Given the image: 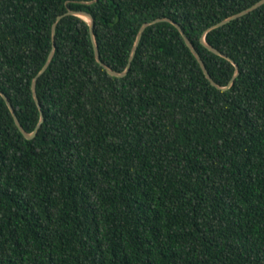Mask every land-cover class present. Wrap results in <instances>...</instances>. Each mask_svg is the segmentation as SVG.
<instances>
[{
    "label": "trees",
    "instance_id": "trees-1",
    "mask_svg": "<svg viewBox=\"0 0 264 264\" xmlns=\"http://www.w3.org/2000/svg\"><path fill=\"white\" fill-rule=\"evenodd\" d=\"M0 0V264H264V4Z\"/></svg>",
    "mask_w": 264,
    "mask_h": 264
},
{
    "label": "water",
    "instance_id": "water-1",
    "mask_svg": "<svg viewBox=\"0 0 264 264\" xmlns=\"http://www.w3.org/2000/svg\"><path fill=\"white\" fill-rule=\"evenodd\" d=\"M264 4V0H259L257 1L256 3H254L253 5L243 9L242 11H239L219 22H217L216 24L210 26L204 34H202V38H201V42L208 48L210 49L211 51L221 55V56H224L226 57L227 59L231 60L232 62H234V60L226 55L225 53H223L221 50H219L218 48L214 47L213 45H211L208 41H207V38H206V33L209 31V30H212L214 28H217V27H220V26H223L227 23H229L230 21L234 20V19H238L239 17L241 16H244L250 12H252L253 10L261 7L262 5ZM76 15V16H80L82 18H84L86 21H88L89 25H90V31L91 32V38H92V41H93V45H94V49H95V55H96V58L98 60L99 63H101L107 70L110 74L114 75V76H118V77H122V76H125L127 75V73L129 72L130 68H131V64H132V61L137 53V49L139 47V44L141 42V39H142V36H143V32L146 30V28L156 22H161V21H170L172 23H174L178 28L179 30L181 31V34L183 35L186 43L188 44V46L190 47V49L192 50V52L194 53V55L197 57L198 61L200 62L206 76L208 77V79L211 81V83L213 85H215L216 87L220 88V89H228L231 85L234 84L235 82V79L237 78V76L239 75V67L238 65L235 63L236 65V72L235 74L233 75L230 83L227 85V86H222L220 85L219 83H217L215 81V79L212 77V75L210 74L207 66H206V63L205 61L203 60L199 50L196 48V46L194 45V43L191 41V39L189 38L188 35H186V32L183 31V28L181 27V25L177 22H175L173 19L169 18V17H159V18H156L152 21H148V22H145L139 32H137V38L135 40V43L133 45V48L131 50V53H130V57H129V61H128V65H127V68L124 70V71H117L115 69H113L111 66H109L108 64H106L102 59H101V53H100V49H99V45H98V41H97V37H96V33L94 32V26H95V18L93 16V14L90 12V11H87V10H68L67 12L59 15L56 19V21L54 22L53 24V28H52V35H53V47L49 53V56L47 58V61L45 63V65L43 66V68L39 71V73L34 77L33 79V83L32 84V89H33V94H34V98L39 106V108L41 109V119H40V122L39 124L37 125L36 129L33 131V132H29L27 131L24 126L22 125V123L20 122V119L15 111V108L13 106V104L11 103V101L9 100L8 96L5 94V93H2L3 97L5 98L13 116H14V119H15V122L17 124V126L19 127L20 131L25 135L24 137L25 138H28V139H32L33 137H35L38 133V130L42 124V122L44 121V113H43V110H42V106H41V103H40V99H39V96H38V93H37V81H38V78L48 69L53 57H54V54L56 52V44H55V36H56V31L57 30V25H58V22L66 15Z\"/></svg>",
    "mask_w": 264,
    "mask_h": 264
}]
</instances>
